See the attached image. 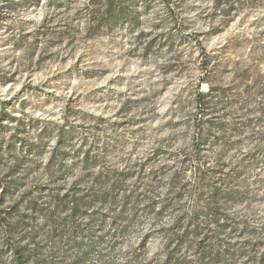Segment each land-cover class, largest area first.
<instances>
[{"label": "rangeland", "instance_id": "1", "mask_svg": "<svg viewBox=\"0 0 264 264\" xmlns=\"http://www.w3.org/2000/svg\"><path fill=\"white\" fill-rule=\"evenodd\" d=\"M194 212L180 264L207 231L216 264H254L264 0H0V264H82L73 237L89 264H161Z\"/></svg>", "mask_w": 264, "mask_h": 264}, {"label": "trees", "instance_id": "2", "mask_svg": "<svg viewBox=\"0 0 264 264\" xmlns=\"http://www.w3.org/2000/svg\"><path fill=\"white\" fill-rule=\"evenodd\" d=\"M109 5H107L108 7ZM109 11V10H108ZM103 17H105L106 13L103 12ZM110 193L106 192H95L92 195V200L87 199L88 203H102L107 201L108 198H110ZM125 208H121L119 212L114 216V219H118L122 221L123 214L125 213ZM214 218L219 221L217 214L213 211ZM136 214V213H133ZM198 212H194L189 216V219L187 221L182 220V217H176L172 224L168 226L164 230V236L166 239V244L164 246V259L161 264H180L181 262L178 261L177 258H175V254L178 250V248L185 242H189L190 239H193L198 234V231L200 230L199 220H198ZM137 216V215H135ZM121 228H128L129 227V221L125 219L123 222V225H120ZM221 226V225H219ZM93 228L86 229L85 233L87 236L93 237ZM262 232L257 235V232L250 230L249 232L251 234H255L254 241L251 242V244L248 245L247 249V256L251 260H253L254 264H264V225L261 228ZM76 237H73V239L70 240V245L76 246L78 248L83 247V250L80 252V260L82 264H89L88 257L90 252L97 246L96 241L93 239L90 241V243H82L81 241H77L74 239ZM221 242H218L214 232L207 231L205 232L202 237H200L198 243H197V259L196 264H216L218 261V258L221 255V252L219 250L211 251L216 245L218 246ZM66 246H57L53 245L52 249L49 251V254L46 256V260L50 264H54L56 258L64 254ZM15 254V260L17 264H26V257L25 254L22 253L21 248H15L14 249ZM37 263L44 261V255L40 252L37 254ZM219 263V262H218ZM243 264H246L243 263Z\"/></svg>", "mask_w": 264, "mask_h": 264}]
</instances>
